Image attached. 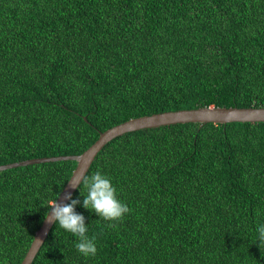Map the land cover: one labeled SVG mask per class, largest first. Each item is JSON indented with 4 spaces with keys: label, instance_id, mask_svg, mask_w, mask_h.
Segmentation results:
<instances>
[{
    "label": "trees",
    "instance_id": "1",
    "mask_svg": "<svg viewBox=\"0 0 264 264\" xmlns=\"http://www.w3.org/2000/svg\"><path fill=\"white\" fill-rule=\"evenodd\" d=\"M203 106H264V0H0V165ZM76 165L0 170V264H21ZM97 170L130 212L100 218L81 184L72 198L97 254L54 223L32 264H264V122L127 132Z\"/></svg>",
    "mask_w": 264,
    "mask_h": 264
},
{
    "label": "water",
    "instance_id": "2",
    "mask_svg": "<svg viewBox=\"0 0 264 264\" xmlns=\"http://www.w3.org/2000/svg\"><path fill=\"white\" fill-rule=\"evenodd\" d=\"M199 122V123H223L230 122H264V106L256 107H238V106H203L198 108H184L178 110H169L164 112L143 115L130 118L124 122L116 124L100 133L98 139L80 154L54 155L45 157L29 158L21 161L10 162L0 165V170L26 166L35 163H43L50 161L74 160L77 162L70 179L66 183L59 197L56 199L58 203H69L65 199V195L75 194L79 186L74 187L71 182L73 175L83 173L87 175L93 162L104 146L114 138L121 136L127 132L140 130L144 128H153L176 123ZM47 213L41 227L37 230L35 237L24 257L21 264H32L39 250L47 239L54 222H49Z\"/></svg>",
    "mask_w": 264,
    "mask_h": 264
},
{
    "label": "clouds",
    "instance_id": "3",
    "mask_svg": "<svg viewBox=\"0 0 264 264\" xmlns=\"http://www.w3.org/2000/svg\"><path fill=\"white\" fill-rule=\"evenodd\" d=\"M71 182L74 187L79 186L80 189L82 184L87 189L86 195L81 192L84 196L83 207L94 211L100 218L106 221H121L130 212L127 203L119 199L111 179L101 171L97 170L91 176L83 173L73 175ZM65 199L70 203L61 204L55 199L46 205L51 209L48 220L77 238L75 247L80 254L84 257H94L97 254L96 236L88 235L85 217L75 210L80 201L73 199L70 193L65 195ZM256 231L259 234L257 243L260 246L264 244V224L258 225Z\"/></svg>",
    "mask_w": 264,
    "mask_h": 264
}]
</instances>
